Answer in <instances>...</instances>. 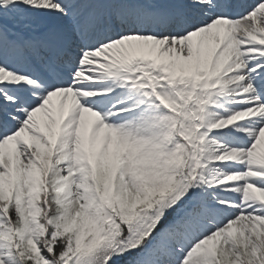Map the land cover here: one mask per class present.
<instances>
[{
    "label": "snow or ice",
    "instance_id": "snow-or-ice-1",
    "mask_svg": "<svg viewBox=\"0 0 264 264\" xmlns=\"http://www.w3.org/2000/svg\"><path fill=\"white\" fill-rule=\"evenodd\" d=\"M0 264H264V0H0Z\"/></svg>",
    "mask_w": 264,
    "mask_h": 264
}]
</instances>
